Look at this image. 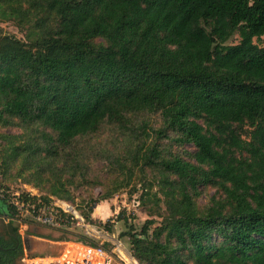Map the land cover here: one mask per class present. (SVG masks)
<instances>
[{"label":"trees","instance_id":"1","mask_svg":"<svg viewBox=\"0 0 264 264\" xmlns=\"http://www.w3.org/2000/svg\"><path fill=\"white\" fill-rule=\"evenodd\" d=\"M0 23L25 37L0 36V126L24 132L1 137L0 169L47 184L33 202L73 201L78 145L108 125L122 131L123 157L107 161L156 174L141 200L164 206L160 222L128 227L134 260L264 264V0H0ZM146 114L162 126L133 123ZM176 145L194 148L189 160ZM200 187L221 196L201 209ZM57 241L99 246L84 234ZM7 243L20 264L22 243Z\"/></svg>","mask_w":264,"mask_h":264},{"label":"rangeland","instance_id":"2","mask_svg":"<svg viewBox=\"0 0 264 264\" xmlns=\"http://www.w3.org/2000/svg\"><path fill=\"white\" fill-rule=\"evenodd\" d=\"M1 35H12L18 39L25 40L24 34L16 28L14 23H0ZM239 41L240 38L236 36L230 44L237 45ZM132 120L136 126L145 124L148 129H158L162 126V120L159 115L146 114ZM243 131L246 132L244 135L247 136L249 128L245 127ZM23 134V130L17 127L0 126V145H4L2 136L13 135L21 137ZM151 141H154V138ZM163 144H166V142ZM78 147L85 152L86 157L83 167L75 171L74 178L71 179L70 175L66 176V179L70 182L68 186L73 195V201L65 203L75 208L86 221L85 215L91 211L89 215L93 223L87 222L95 227L92 226L94 231L90 239L99 245H109L110 250L114 249L117 252L114 264H139L132 258L136 261L135 263L128 256L126 251H130L129 239L128 236L124 235L128 232L130 225H133L137 231H140L148 220L156 219L160 222L159 216L155 215L157 213L163 214L164 206L161 204V208H157L153 198L150 200L145 198L143 202L141 200L144 189L149 188V182L155 178L153 176L156 174H152L150 171H146L144 174L136 171L135 175H131V172H122L118 164L110 165V161H107L109 154L112 157L111 162L116 159L120 160V157H123L121 155L123 152L122 131L118 128L105 125L97 139L92 140L90 143L89 141L80 143ZM173 151L179 153L184 159L189 160L187 153H193L194 148L189 145H176ZM127 166H130V163H127ZM4 171V169H0V187H6V189H10L13 192H29L41 199L48 197V185L45 184L37 187L35 183L28 182L30 176L22 174L19 165L6 173ZM158 190L159 188L155 186L153 193ZM199 190L200 196L197 199V203L201 209L210 204L212 197L220 198L221 196L213 187H200ZM110 193H113L110 199L101 201ZM1 201L2 198L0 197ZM54 202L58 203L55 199ZM4 206L6 209L8 208L6 203ZM5 224L3 215L0 214L1 231L6 227ZM104 226H107V228ZM27 231L26 233L21 229L20 232L23 256L25 254L37 256L59 253L63 249L61 245L63 241H57L58 239L62 237L65 240L75 239L77 235L85 233L80 227H75L74 234L39 226L29 227ZM44 235L53 237V241L41 238ZM113 243H120L118 251L113 246Z\"/></svg>","mask_w":264,"mask_h":264},{"label":"built area","instance_id":"3","mask_svg":"<svg viewBox=\"0 0 264 264\" xmlns=\"http://www.w3.org/2000/svg\"><path fill=\"white\" fill-rule=\"evenodd\" d=\"M0 197L6 199L5 203L11 210V215H3L4 222L17 224L20 231L22 229L27 233L30 224L53 229L72 226L82 228L85 236L92 237L94 225L87 222L75 208L65 202L46 203L41 199L33 202L30 198L39 197L29 192L19 193L5 189H1ZM119 244L113 243L117 251L120 248ZM61 245L62 251L52 255L25 254L20 264H114L115 254H117L114 249L105 250L103 245L91 246L74 241L61 242ZM126 252L132 259L130 251Z\"/></svg>","mask_w":264,"mask_h":264},{"label":"flooded vegetation","instance_id":"4","mask_svg":"<svg viewBox=\"0 0 264 264\" xmlns=\"http://www.w3.org/2000/svg\"><path fill=\"white\" fill-rule=\"evenodd\" d=\"M5 228L2 229V231L0 230V254L1 252L3 253V255H0V264H17L16 259H14V257L8 255V252L10 251V249L5 248L4 247V243L11 242V239H13V241L16 242V246L15 249L18 247V245H20V243H22V239H21V234H20V230L16 233L11 231V225L9 224H5ZM17 238V240H16ZM7 243V245H9Z\"/></svg>","mask_w":264,"mask_h":264},{"label":"crops","instance_id":"5","mask_svg":"<svg viewBox=\"0 0 264 264\" xmlns=\"http://www.w3.org/2000/svg\"><path fill=\"white\" fill-rule=\"evenodd\" d=\"M1 203H2V205H1ZM4 203V204H3ZM5 205V202L2 200L1 202H0V213H2L3 211H5L6 209V207L4 206Z\"/></svg>","mask_w":264,"mask_h":264},{"label":"water","instance_id":"6","mask_svg":"<svg viewBox=\"0 0 264 264\" xmlns=\"http://www.w3.org/2000/svg\"><path fill=\"white\" fill-rule=\"evenodd\" d=\"M16 240H17V238H16Z\"/></svg>","mask_w":264,"mask_h":264}]
</instances>
